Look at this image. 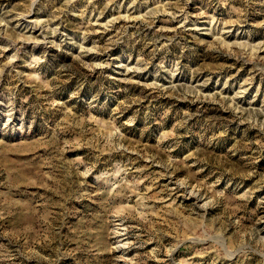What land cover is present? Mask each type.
Here are the masks:
<instances>
[{"label": "rangeland", "instance_id": "obj_1", "mask_svg": "<svg viewBox=\"0 0 264 264\" xmlns=\"http://www.w3.org/2000/svg\"><path fill=\"white\" fill-rule=\"evenodd\" d=\"M0 264H264V0H0Z\"/></svg>", "mask_w": 264, "mask_h": 264}]
</instances>
